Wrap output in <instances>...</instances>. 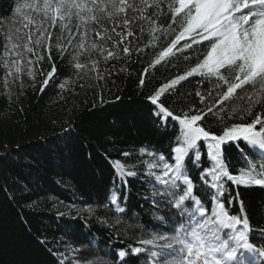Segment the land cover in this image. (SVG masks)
I'll return each mask as SVG.
<instances>
[{
	"label": "trees",
	"instance_id": "1",
	"mask_svg": "<svg viewBox=\"0 0 264 264\" xmlns=\"http://www.w3.org/2000/svg\"><path fill=\"white\" fill-rule=\"evenodd\" d=\"M136 2L139 4L140 0ZM148 3L151 5L153 0ZM13 8L14 0H0V264H56L46 247L62 253L60 258L68 264L81 252L70 250L66 244L87 252L93 264H112L109 256L100 255L101 246L108 238L111 240L109 247H103L105 253L110 248L121 247V241L125 245H136L131 239L134 229L127 226L148 225L167 209L157 211L150 202L159 197L151 195V185L145 186L135 178L128 180L129 217H122L125 227L121 231L112 226L113 217L106 216V210L98 208L95 202L103 201L109 190H114L111 165L115 160L131 170L140 171L143 162L151 159L139 156V148L144 147L157 155L165 154L171 162V149L181 145L171 135H165L163 128L157 130L149 115L153 106L148 97L195 67L198 54L193 49L203 45L177 51L186 38L176 45L173 54L155 63L159 52L170 46L180 30L176 24L168 27L171 18L167 17L165 4L160 9H144L143 19L138 13L127 29L118 27L116 31L124 34L122 43L121 37L111 32L113 23L104 26L112 40L101 41L95 32L91 33L90 39L97 41L98 49L81 50L83 54L77 62L86 66L83 70L74 68L69 55L71 46L63 59L60 58L54 35L51 59L46 49H34L35 55L27 54L32 64L25 67L22 62L17 76L14 68L5 69L3 65L4 33L17 26L20 19L10 10ZM100 31L103 34V29ZM128 31L133 35L128 36ZM101 47L105 50L103 53L99 50ZM124 47L129 48L128 54L123 52ZM108 51L118 53V58L105 61ZM39 56L43 59H38ZM184 56L190 59L184 60ZM14 58L9 55V64ZM202 58L200 55L199 59ZM93 60L97 62L95 69ZM53 65L56 73L42 92L43 80ZM145 69V86L141 87L139 79ZM29 70L33 76L28 75ZM65 79V88L60 89L58 85ZM197 91L204 97L203 103ZM236 95H243V90L237 89ZM213 98L219 99L216 89L196 74L170 87L160 97L174 115L180 116L207 112ZM243 103L234 96L223 105L216 104L212 114L199 123L219 134L218 121L221 119L228 125L250 122L226 115L229 107ZM222 107L225 111H220ZM254 111L261 112L260 106ZM200 143L203 147V142ZM124 151H131L133 155L124 157ZM224 156L228 158L230 172L241 166L240 153L235 148L225 149ZM203 163L209 166L206 155ZM143 170L146 171V166ZM191 174L194 181L199 179L198 170ZM262 200L264 194L259 188L246 194L251 208ZM90 202L94 209L91 213L86 211ZM228 210L235 213L234 207ZM105 218L107 225L98 223ZM144 231H150V227L136 231V235ZM43 239L48 240L47 246L39 243ZM85 240L91 241L90 248L88 243H79Z\"/></svg>",
	"mask_w": 264,
	"mask_h": 264
},
{
	"label": "snow or ice",
	"instance_id": "2",
	"mask_svg": "<svg viewBox=\"0 0 264 264\" xmlns=\"http://www.w3.org/2000/svg\"><path fill=\"white\" fill-rule=\"evenodd\" d=\"M165 4L167 17L171 18L168 27L176 24L180 30L170 46L159 52L155 63L159 64L161 59L173 54L176 45L186 38L177 51L203 45L193 49L198 54L195 67L148 97L153 106L149 115L157 130L163 128L165 135H171L181 146L171 149V162L163 153L157 155L140 147V157H151L143 162L146 171L143 166L140 171L131 170L120 160H115L111 165L114 190L110 189L103 201L95 203L106 210V216L113 217L112 226L121 231L125 227L122 217H129L126 205L130 195L128 180L135 178L145 186L151 185V195L159 197L152 200L151 205L157 211H167L160 212L155 222L149 221L148 225L127 226L134 229L131 239L137 242L136 245H125L121 241V247L110 248L105 253L103 247H109V237L101 246L100 255L109 256L112 264H264V200L255 208L246 201V194L252 189L259 188L264 194V0H153L151 5L148 0H140L139 4L136 0H31L25 3L14 0V8L10 10L20 19L17 26L4 33V68H14L18 76L22 62L25 67L32 64L27 54L35 55L34 49H46L51 59V42L55 35L60 58L63 59L71 46V62L76 70H83L86 66L77 62L83 54L81 50L98 49L97 41L90 39L91 33L95 32L101 41L112 40L104 26L113 23L111 32L120 36L122 43L124 34L116 31L118 27L127 29L138 13L143 19L144 9H160ZM126 34L133 35L131 31ZM99 50L105 51L102 47ZM129 51L128 47L123 48L125 54ZM10 54L15 57L11 64L7 59ZM109 58H118V53L108 51L104 59ZM183 58L190 59L188 56ZM91 63L95 69L97 62ZM55 73L53 65L43 80L42 92ZM146 73L147 69L139 79L141 87L145 86L143 77ZM8 74L11 75V71ZM194 74L211 83L219 99L213 98L207 112L174 115L160 97L170 87ZM28 75L33 76V73L29 70ZM66 83L67 79L58 87L64 89ZM237 89H242L243 95L237 96ZM196 95L203 103L201 93L197 91ZM234 96L244 103L229 107L226 115L250 122L228 125L221 119L218 121L219 134L199 123L212 114L216 104L223 105ZM257 106L261 112L254 111ZM220 111L225 109L222 107ZM232 148L240 153L242 164L230 172L224 151ZM122 155L130 157L133 153L124 151ZM205 155L209 166L203 163ZM193 170H198L197 181L192 178ZM148 203L145 198V204ZM229 207L235 208L234 214L229 212ZM86 211H94L91 202ZM253 220L258 223L253 224ZM98 223L107 225L108 220H98ZM147 227L150 231L136 235V231ZM106 233L107 228L104 235ZM253 233L258 235L253 236ZM39 243L47 246L49 242L43 239ZM79 243H88L91 247L90 240ZM65 246L81 252L68 264H93L87 252ZM46 250L56 259V264H65V259L60 258L62 253L47 247Z\"/></svg>",
	"mask_w": 264,
	"mask_h": 264
},
{
	"label": "rangeland",
	"instance_id": "3",
	"mask_svg": "<svg viewBox=\"0 0 264 264\" xmlns=\"http://www.w3.org/2000/svg\"><path fill=\"white\" fill-rule=\"evenodd\" d=\"M38 2H39V0H38ZM149 160H151V159H149ZM73 207H74V205H72Z\"/></svg>",
	"mask_w": 264,
	"mask_h": 264
}]
</instances>
